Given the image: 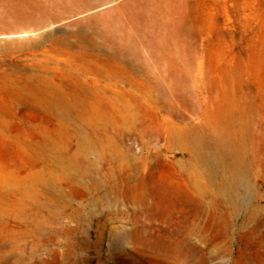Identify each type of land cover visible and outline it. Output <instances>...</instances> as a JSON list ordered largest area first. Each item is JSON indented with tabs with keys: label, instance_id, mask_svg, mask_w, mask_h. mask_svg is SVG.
<instances>
[{
	"label": "rangeland",
	"instance_id": "obj_1",
	"mask_svg": "<svg viewBox=\"0 0 264 264\" xmlns=\"http://www.w3.org/2000/svg\"><path fill=\"white\" fill-rule=\"evenodd\" d=\"M221 95L245 108L258 218L251 193L224 190L236 205L197 250L135 243L146 220L119 147L141 156L147 143L153 183L175 188L189 155L161 123L204 125L200 101L216 111ZM0 131V178L29 182L0 188V264H264V0H0ZM79 137L96 145L81 152Z\"/></svg>",
	"mask_w": 264,
	"mask_h": 264
},
{
	"label": "bare ground",
	"instance_id": "obj_2",
	"mask_svg": "<svg viewBox=\"0 0 264 264\" xmlns=\"http://www.w3.org/2000/svg\"><path fill=\"white\" fill-rule=\"evenodd\" d=\"M171 57L169 55L167 59L178 63L177 59L173 58L175 56ZM196 81L201 84L202 78L197 76ZM212 101L217 107L216 111L211 110L208 103L200 101L202 107L200 117L204 125L181 126L182 124L177 125L178 123L169 117L163 119L161 123L168 148L175 147V150H181L189 155L188 164L191 166L189 171V167L187 171L183 170L182 165L174 168L181 182H178L175 188H165L161 182L153 183L159 176L156 168L150 164V159L156 156V151L152 152L147 143L142 147L141 156L137 153L129 154V149L124 146L119 147L122 159L115 165L116 170L125 174L123 177L130 189L131 204L139 210L146 221L148 219V222L145 221L142 226L132 230L131 238L133 237L135 243L154 242L165 245L172 252L189 253L197 250L194 249L197 243L207 240L211 228L209 224L219 222V216L225 212L226 206L236 205L234 196L220 194L224 190L232 193L242 187L251 193L246 200L247 215L258 218L261 208L252 202L251 188L254 183H251L249 178L251 173H254L253 168L259 159L256 155L250 157L249 153L243 150L241 136L245 130H250L249 122L241 123V115L245 108H242L241 103L235 104L229 95L228 97L221 95ZM130 109V104L123 108L126 113ZM237 110L238 116L234 112ZM3 122L2 120L1 124ZM18 142L22 150H30L24 140L20 139ZM95 145L93 141L78 138L77 148L81 152L86 153ZM107 147L103 146L104 149ZM35 151L34 148L33 152ZM59 165L63 166L61 162ZM217 170L224 173L226 178L218 181L215 176ZM27 179L3 177L0 178V188H6L8 185L25 186L29 183ZM228 222L227 218L225 223Z\"/></svg>",
	"mask_w": 264,
	"mask_h": 264
}]
</instances>
